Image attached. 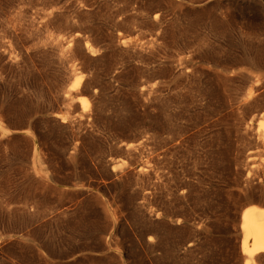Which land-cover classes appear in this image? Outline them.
Instances as JSON below:
<instances>
[{
  "label": "rangeland",
  "instance_id": "obj_1",
  "mask_svg": "<svg viewBox=\"0 0 264 264\" xmlns=\"http://www.w3.org/2000/svg\"><path fill=\"white\" fill-rule=\"evenodd\" d=\"M250 204L264 0H0V264H245Z\"/></svg>",
  "mask_w": 264,
  "mask_h": 264
},
{
  "label": "bare ground",
  "instance_id": "obj_2",
  "mask_svg": "<svg viewBox=\"0 0 264 264\" xmlns=\"http://www.w3.org/2000/svg\"><path fill=\"white\" fill-rule=\"evenodd\" d=\"M86 46L90 49L88 43H86ZM70 75L74 79L65 94L66 97L71 95L72 91L77 90L82 83V76L77 77L75 68L70 69ZM169 118L171 119L170 115ZM143 168V165H141L139 171ZM240 227L242 231L241 248L245 257L244 263L252 264L258 254L264 253V205H248L242 211Z\"/></svg>",
  "mask_w": 264,
  "mask_h": 264
}]
</instances>
